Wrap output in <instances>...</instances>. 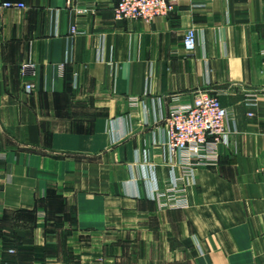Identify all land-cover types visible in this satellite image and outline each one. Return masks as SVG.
<instances>
[{
    "label": "crops",
    "instance_id": "1",
    "mask_svg": "<svg viewBox=\"0 0 264 264\" xmlns=\"http://www.w3.org/2000/svg\"><path fill=\"white\" fill-rule=\"evenodd\" d=\"M12 1L26 7L0 25V264H264V0H181L150 22L116 20V0ZM202 91L234 121L217 163L179 184L188 206L163 207L156 189L183 176L172 99Z\"/></svg>",
    "mask_w": 264,
    "mask_h": 264
},
{
    "label": "built area",
    "instance_id": "2",
    "mask_svg": "<svg viewBox=\"0 0 264 264\" xmlns=\"http://www.w3.org/2000/svg\"><path fill=\"white\" fill-rule=\"evenodd\" d=\"M74 0H67L70 5ZM181 0H116L114 16L116 20H142L150 22L157 17L168 16L175 10ZM22 1L5 0L0 2V25L3 21L2 11L11 8H25ZM76 29L73 28V33ZM197 45L196 29L187 30L184 38V48L192 52ZM36 65L26 63L22 71L33 70ZM32 83H26L25 89L30 92ZM136 97L131 99L136 104ZM235 113L224 107L218 95L211 92H200L190 104H181L177 97L172 99L166 122L168 125L167 145L178 159V165L183 176L175 179L170 189H156L155 196L163 207L185 208L188 206L186 187H180L186 177L194 175L198 166H208L217 163L219 159V144L226 141L230 129L229 122ZM264 177V163L260 169Z\"/></svg>",
    "mask_w": 264,
    "mask_h": 264
}]
</instances>
